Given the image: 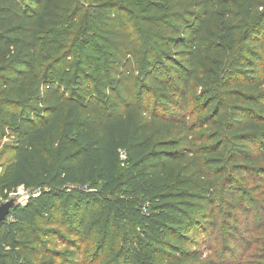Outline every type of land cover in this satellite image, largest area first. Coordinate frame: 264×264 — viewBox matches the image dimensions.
<instances>
[{"label": "trees", "instance_id": "trees-1", "mask_svg": "<svg viewBox=\"0 0 264 264\" xmlns=\"http://www.w3.org/2000/svg\"><path fill=\"white\" fill-rule=\"evenodd\" d=\"M33 1L0 0V264H55L59 206L94 264H264V0Z\"/></svg>", "mask_w": 264, "mask_h": 264}, {"label": "rangeland", "instance_id": "rangeland-1", "mask_svg": "<svg viewBox=\"0 0 264 264\" xmlns=\"http://www.w3.org/2000/svg\"><path fill=\"white\" fill-rule=\"evenodd\" d=\"M27 5H35V1L33 0H22ZM86 5H92L97 2L96 0H81ZM99 4L107 2V3H119L130 8L135 14H153L157 11L160 13H164L166 9H171L175 7L179 0H98ZM93 7L91 11H93ZM49 43L54 42L55 39L53 37H48ZM48 45V44H47ZM45 51L47 49H52V46L49 45L44 48ZM205 69L207 67L204 65ZM202 83H206L205 75H202L200 78ZM60 82L59 79L55 81V84ZM125 85L126 84H122ZM119 104V103H118ZM120 111V110H119ZM16 139L14 135L10 132H4L2 128H0V176L2 175L5 167L12 163L16 157ZM123 159V157H122ZM126 158H124L125 160ZM125 166L122 165L123 168ZM121 168V169H122ZM38 192L34 194L37 197ZM30 197V194L25 191L23 188H20L17 193H10L7 196L8 200H15L16 205H25ZM7 200V201H8ZM5 202V201H4ZM59 205V204H57ZM223 219L225 215H222ZM244 218L242 215L236 216V221H243ZM80 219L74 216V214H68L61 209V206L48 216H46L43 220H41L38 224L40 228L42 244L44 248V252L51 253L55 257V264H94V257L92 256V252H88L90 246L93 245L92 242H86L82 239V225L79 224ZM94 224V221H93ZM79 227V234L76 233V230ZM86 227H90V224ZM94 227H100L99 225L94 224ZM226 227V226H222ZM80 235V236H78ZM81 237V238H80ZM214 259V255L210 252H207L205 255V260ZM45 260L43 264H47L48 257H44ZM41 258L38 257L35 259V264H40Z\"/></svg>", "mask_w": 264, "mask_h": 264}, {"label": "water", "instance_id": "water-1", "mask_svg": "<svg viewBox=\"0 0 264 264\" xmlns=\"http://www.w3.org/2000/svg\"><path fill=\"white\" fill-rule=\"evenodd\" d=\"M15 200H8L0 205V226L8 220L11 211L16 207Z\"/></svg>", "mask_w": 264, "mask_h": 264}, {"label": "built area", "instance_id": "built-area-1", "mask_svg": "<svg viewBox=\"0 0 264 264\" xmlns=\"http://www.w3.org/2000/svg\"><path fill=\"white\" fill-rule=\"evenodd\" d=\"M125 156H126L125 153H122V157H123V159L125 158Z\"/></svg>", "mask_w": 264, "mask_h": 264}]
</instances>
